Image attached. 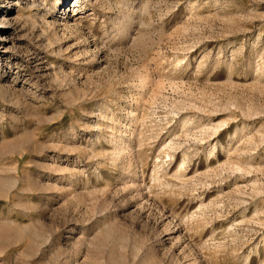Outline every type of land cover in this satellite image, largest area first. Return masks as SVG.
Segmentation results:
<instances>
[{
  "label": "rangeland",
  "instance_id": "obj_1",
  "mask_svg": "<svg viewBox=\"0 0 264 264\" xmlns=\"http://www.w3.org/2000/svg\"><path fill=\"white\" fill-rule=\"evenodd\" d=\"M0 264H264V0H0Z\"/></svg>",
  "mask_w": 264,
  "mask_h": 264
}]
</instances>
